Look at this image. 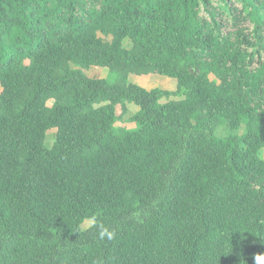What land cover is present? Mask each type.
Listing matches in <instances>:
<instances>
[{"label":"trees","instance_id":"obj_1","mask_svg":"<svg viewBox=\"0 0 264 264\" xmlns=\"http://www.w3.org/2000/svg\"><path fill=\"white\" fill-rule=\"evenodd\" d=\"M262 148L264 0H0V264H257Z\"/></svg>","mask_w":264,"mask_h":264},{"label":"rangeland","instance_id":"obj_2","mask_svg":"<svg viewBox=\"0 0 264 264\" xmlns=\"http://www.w3.org/2000/svg\"><path fill=\"white\" fill-rule=\"evenodd\" d=\"M102 36L101 34H99ZM105 41L110 40V36H105L103 37ZM124 45L128 47L130 45L128 40L124 41ZM71 68H75L76 66L73 64H70ZM195 71V70H194ZM83 72L85 75L90 76V77H98V78H106L109 82H112L114 80L115 75L113 73H110L109 70L105 67H99V66H90L87 69H83ZM213 78L212 76H210ZM129 81L134 82L146 89H151V88H162V89H168L170 91H174L176 89V80L172 77L168 76H163L159 74H142V75H135V74H130L129 75ZM171 99H178L180 97L178 96H171ZM48 105L52 104V100H48L47 102ZM127 107V112L121 116V119L115 123L116 128H121V129H133L135 127V123L130 121V117L137 111L136 110V105L126 103L125 104ZM136 106V107H135ZM138 108V107H137ZM121 113V106L117 105L116 106V114L120 115ZM245 126L242 124L240 125L239 129L235 131H230L228 129V126L226 124L224 125H219L216 128L215 135L218 138L225 137L229 133H236L238 135H241L244 131ZM55 129H49L46 132L45 135V145L49 148L52 146L55 138ZM260 157L264 159V148L260 150ZM91 225L90 220H85L84 223L82 224L83 228L88 227Z\"/></svg>","mask_w":264,"mask_h":264},{"label":"clouds","instance_id":"obj_3","mask_svg":"<svg viewBox=\"0 0 264 264\" xmlns=\"http://www.w3.org/2000/svg\"><path fill=\"white\" fill-rule=\"evenodd\" d=\"M109 238H111V236H109ZM264 259V256H261V257H256V260H257V264H259V261Z\"/></svg>","mask_w":264,"mask_h":264},{"label":"crops","instance_id":"obj_4","mask_svg":"<svg viewBox=\"0 0 264 264\" xmlns=\"http://www.w3.org/2000/svg\"><path fill=\"white\" fill-rule=\"evenodd\" d=\"M136 107V106H135ZM138 108L136 107V110H137Z\"/></svg>","mask_w":264,"mask_h":264}]
</instances>
